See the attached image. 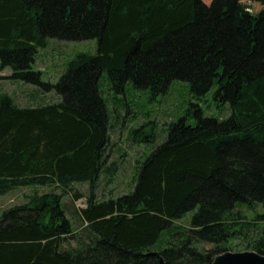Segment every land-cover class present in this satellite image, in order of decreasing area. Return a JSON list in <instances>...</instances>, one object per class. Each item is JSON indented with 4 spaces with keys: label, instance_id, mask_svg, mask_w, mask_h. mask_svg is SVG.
I'll return each instance as SVG.
<instances>
[{
    "label": "trees",
    "instance_id": "16d2710c",
    "mask_svg": "<svg viewBox=\"0 0 264 264\" xmlns=\"http://www.w3.org/2000/svg\"><path fill=\"white\" fill-rule=\"evenodd\" d=\"M252 2L264 7V0H0V69L60 97L27 108L0 93V195L27 185L64 190L2 212L0 264H158V256L210 264L232 250V239L251 227L235 208L264 206V8L253 14ZM48 39H92L95 53L76 54L55 83L44 82L33 64ZM103 72L118 93L131 83L164 94L180 80L199 97L216 83L214 97L230 114L199 116L195 126L171 122L140 163L133 191L97 200L93 187L109 159ZM74 181L90 182L85 208L75 210L78 230L61 204L69 191L81 198L68 191ZM190 211L188 225L179 224ZM246 246L264 255V227Z\"/></svg>",
    "mask_w": 264,
    "mask_h": 264
},
{
    "label": "rangeland",
    "instance_id": "374dc122",
    "mask_svg": "<svg viewBox=\"0 0 264 264\" xmlns=\"http://www.w3.org/2000/svg\"><path fill=\"white\" fill-rule=\"evenodd\" d=\"M247 4L253 14L264 8L258 2ZM95 48L96 42L92 39L82 41L48 39L46 46L37 50L33 67L41 72L43 81L54 83L65 71L69 59L79 53L94 54ZM9 73V68L0 69V93H8L21 107L36 108L60 101L59 95L55 96L53 92L41 93L34 85L10 80ZM216 89L217 84L214 83L208 92L196 97L191 93L187 82L174 80L164 94L152 95L148 89H135L131 83L118 93L110 89L107 73L103 72L99 91L109 116L108 141L104 149L109 159L98 173L93 187L97 200L115 199L121 194L133 191L140 163L149 155L153 147L165 141L166 128L171 122L183 118L186 125L195 126L199 116L218 119L228 117L229 105L214 97ZM152 134L155 137L152 138ZM55 186V184L27 185L10 189L4 195H0V216L3 211L13 206L26 205L30 199L44 193L50 191L56 194L64 193L63 188ZM70 189L80 192L81 198L73 200L71 197L73 192L69 191ZM68 191L61 197V204L66 210L67 217L72 221L73 229L78 230L80 225L75 210L85 208L90 182H71ZM234 213L240 217L239 221L247 222L251 227L243 228L242 234L245 233V236L240 235L232 239V250L228 251H253L246 244L248 240L257 237L260 227H264L263 219L258 218L264 215V206L238 205ZM192 214L193 211L187 212L177 222L187 226ZM69 241L73 245L76 244L75 240ZM206 247L210 245L206 244Z\"/></svg>",
    "mask_w": 264,
    "mask_h": 264
},
{
    "label": "water",
    "instance_id": "95a60500",
    "mask_svg": "<svg viewBox=\"0 0 264 264\" xmlns=\"http://www.w3.org/2000/svg\"><path fill=\"white\" fill-rule=\"evenodd\" d=\"M158 264H165L160 256H158ZM210 264H264V255L254 251H228L215 256Z\"/></svg>",
    "mask_w": 264,
    "mask_h": 264
},
{
    "label": "crops",
    "instance_id": "0c3cea01",
    "mask_svg": "<svg viewBox=\"0 0 264 264\" xmlns=\"http://www.w3.org/2000/svg\"><path fill=\"white\" fill-rule=\"evenodd\" d=\"M72 197V196H71Z\"/></svg>",
    "mask_w": 264,
    "mask_h": 264
}]
</instances>
